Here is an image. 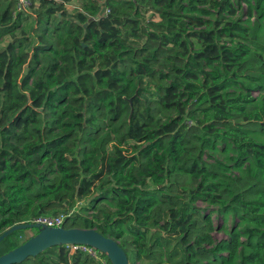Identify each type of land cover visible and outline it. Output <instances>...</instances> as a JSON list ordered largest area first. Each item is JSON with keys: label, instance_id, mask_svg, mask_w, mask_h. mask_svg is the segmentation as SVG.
Instances as JSON below:
<instances>
[{"label": "trees", "instance_id": "obj_1", "mask_svg": "<svg viewBox=\"0 0 264 264\" xmlns=\"http://www.w3.org/2000/svg\"><path fill=\"white\" fill-rule=\"evenodd\" d=\"M28 1L0 0V234L63 212L129 264H238L241 233L214 243L202 202L250 218L243 259L264 264V37L231 0ZM218 141L233 165L205 162ZM10 237L0 256L27 240ZM21 264L97 263L54 247Z\"/></svg>", "mask_w": 264, "mask_h": 264}, {"label": "rangeland", "instance_id": "obj_2", "mask_svg": "<svg viewBox=\"0 0 264 264\" xmlns=\"http://www.w3.org/2000/svg\"><path fill=\"white\" fill-rule=\"evenodd\" d=\"M233 5L237 9V15L233 18L235 20L236 18L240 17L243 20V24L253 29L254 34L258 37H264V21L259 20V24H257V15L260 12L258 10L257 6L254 4V0H250V5L245 4L243 0H231ZM25 9L29 6V1L25 0L24 2ZM80 3L77 0H73L70 4L66 6V9L68 11V14H70L73 10V8H79ZM251 11V17H248V11ZM214 13V12H213ZM211 20L215 18V15L209 16ZM252 32V31H251ZM253 33V32H252ZM4 43H7L9 41V38L3 39ZM197 47V46H196ZM251 85V83L247 80L241 79L239 80L238 85L231 87L227 90L228 95L230 96H236L239 93H244V89L246 86ZM255 89L252 91V96L254 97V104H260L263 94H260L259 92L255 91ZM252 137L256 138L258 141H264V135L259 133H253L251 134ZM234 157V154L232 152V147L227 142L218 141L215 143V151H207L204 157L205 162L212 163L213 161H221L227 165H233V162L230 161V158ZM235 172V171H233ZM242 175L245 174V170L241 172ZM90 197L86 199V203L88 205L90 201ZM197 207H199L201 210L205 211L206 214H209L214 225V231L212 233V238L214 243L218 244L220 242H225L229 240V234L231 233L232 229L235 228L237 231L241 233L240 241L243 243V248L240 249V255L238 264H246L244 262V255L249 253V249L247 245L250 242L257 241V236L251 237L249 233L246 232L247 229H251L255 227L253 223H251L249 220L250 218L244 219V220H238L239 216H235L233 213H224L222 211H219L217 207L210 206L207 203L198 202ZM108 208L111 211H114L116 208L113 204L107 205ZM78 210V209H77ZM63 214V212H61ZM79 215L81 219H88L89 221H93L95 213L91 211L86 210H79ZM23 234L25 238H30L31 236L36 234V230L34 229H27L22 230L11 234L10 238L8 239L10 244H14L15 241L18 240L17 235ZM8 242V243H9ZM137 264V263H135Z\"/></svg>", "mask_w": 264, "mask_h": 264}, {"label": "water", "instance_id": "obj_3", "mask_svg": "<svg viewBox=\"0 0 264 264\" xmlns=\"http://www.w3.org/2000/svg\"><path fill=\"white\" fill-rule=\"evenodd\" d=\"M134 1V0H132ZM102 8L100 16L104 13ZM34 229L36 234L20 246L0 256V264H21L31 257H37L50 248L66 245H82L102 253L110 264H129L125 251L112 238L105 237L94 229L48 227L39 223H21L0 234V243L11 234Z\"/></svg>", "mask_w": 264, "mask_h": 264}, {"label": "built area", "instance_id": "obj_4", "mask_svg": "<svg viewBox=\"0 0 264 264\" xmlns=\"http://www.w3.org/2000/svg\"><path fill=\"white\" fill-rule=\"evenodd\" d=\"M24 2L25 0H20L22 7H24L23 5ZM65 219H66V215L64 214L45 215L32 220L30 223H39L42 225H46L48 227L58 228V227H63L65 223ZM63 247L65 251H67L69 256L82 253L83 255L91 258L97 264H106V258L104 257V255L92 247L82 246V245H66Z\"/></svg>", "mask_w": 264, "mask_h": 264}]
</instances>
